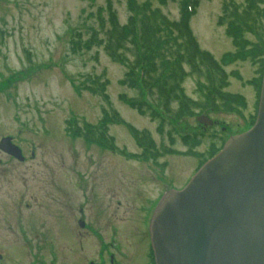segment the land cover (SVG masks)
Here are the masks:
<instances>
[{
  "label": "rangeland",
  "instance_id": "rangeland-1",
  "mask_svg": "<svg viewBox=\"0 0 264 264\" xmlns=\"http://www.w3.org/2000/svg\"><path fill=\"white\" fill-rule=\"evenodd\" d=\"M151 1L178 20L179 3ZM111 2L125 24L126 1ZM223 2L199 0L190 28L200 50L223 61L230 75L225 91L241 96L244 104L233 113L205 110L209 127L194 117L141 116L119 100L139 94L150 99L120 84L126 66L112 62L101 48L83 46L99 19H106L105 0H0V140L10 137L24 156L21 163L0 151V264H110L112 255L113 264H154L149 254L153 201L183 188L212 146L246 133L255 115L258 63L251 55L225 58L237 48L227 26L217 24ZM245 37L259 43L252 34ZM196 82L190 76L182 84L192 99H197ZM114 113L148 131L158 150L163 145L180 154L155 161L131 158L140 149ZM103 125L114 150L98 138L97 127ZM92 132L96 140L87 141L84 135ZM192 136L199 142L187 143ZM113 231L119 251L110 246Z\"/></svg>",
  "mask_w": 264,
  "mask_h": 264
},
{
  "label": "trees",
  "instance_id": "trees-1",
  "mask_svg": "<svg viewBox=\"0 0 264 264\" xmlns=\"http://www.w3.org/2000/svg\"><path fill=\"white\" fill-rule=\"evenodd\" d=\"M125 1L129 15L125 24L119 23L111 0H105L106 19H99L98 30H93L83 45L86 50L101 48L112 62L126 66L128 71L120 84L132 90L139 89L150 99L147 102L142 94H139V99L121 95V102L141 116L148 114L152 119L169 117L174 121L192 118L203 114L207 109L212 112L233 113L238 110L237 106L244 104L241 96L225 91L229 86L230 75L224 71L223 61L219 63L210 53L200 50L193 36L190 19L199 0H157L160 6H166L168 2L179 3L178 20H170L163 15L160 8L153 7L151 0H145L141 4L136 0ZM260 2L244 0V3L239 4L233 0H224L217 21L218 26H227L226 35L237 48L235 55L225 58L235 60L251 55L252 61L258 63V94L264 66V9L259 7ZM246 34L254 35L259 43L249 42ZM78 39L81 40L80 36ZM190 76L197 78V99L188 97L182 87ZM105 84L100 85L101 93L104 92ZM87 90L95 93L90 88ZM114 118L116 123L127 128L140 149V154L129 155L131 158L155 161L166 154H180L163 145L158 150L148 131H138L124 123L116 113ZM254 121L255 115L251 126ZM75 130L79 132L81 129L76 127ZM97 133L98 138L114 150L112 142L106 137L105 125L97 127ZM84 137L93 142L96 140L95 132L85 134ZM186 141L199 142L197 136L186 137ZM220 148L212 146L200 166Z\"/></svg>",
  "mask_w": 264,
  "mask_h": 264
},
{
  "label": "water",
  "instance_id": "water-1",
  "mask_svg": "<svg viewBox=\"0 0 264 264\" xmlns=\"http://www.w3.org/2000/svg\"><path fill=\"white\" fill-rule=\"evenodd\" d=\"M0 151L24 160L10 138ZM150 239L155 264H264V67L253 127L230 138L182 191L163 197Z\"/></svg>",
  "mask_w": 264,
  "mask_h": 264
},
{
  "label": "flooded vegetation",
  "instance_id": "flooded-vegetation-1",
  "mask_svg": "<svg viewBox=\"0 0 264 264\" xmlns=\"http://www.w3.org/2000/svg\"><path fill=\"white\" fill-rule=\"evenodd\" d=\"M24 162V161H23ZM22 163V162H21ZM153 202H156L155 203V207L158 205V203L160 202V197H157L156 199H155V201H153ZM82 223L83 224V227H80V225H79V223ZM78 225H79V227L82 229V228H84V222L82 221V220H80V221H78ZM115 230L117 231V229L115 228ZM115 231H113V232H111V237H110V246H114L115 248H116V250H118L119 251V247L117 246L118 244H117V240L115 239L116 237H115ZM149 254H151V249H150V247H149ZM113 256V255H112ZM110 257V260H109V263L110 264H113L114 263V257ZM98 264H106L105 262H101V263H98Z\"/></svg>",
  "mask_w": 264,
  "mask_h": 264
}]
</instances>
